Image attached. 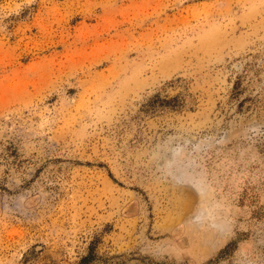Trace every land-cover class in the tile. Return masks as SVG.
Segmentation results:
<instances>
[{
  "label": "rangeland",
  "instance_id": "374dc122",
  "mask_svg": "<svg viewBox=\"0 0 264 264\" xmlns=\"http://www.w3.org/2000/svg\"><path fill=\"white\" fill-rule=\"evenodd\" d=\"M0 264H264V0H0Z\"/></svg>",
  "mask_w": 264,
  "mask_h": 264
}]
</instances>
